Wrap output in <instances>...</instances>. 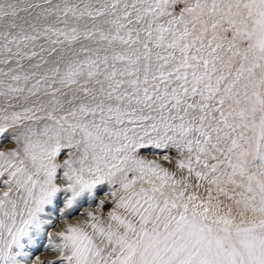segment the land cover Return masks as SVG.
Returning a JSON list of instances; mask_svg holds the SVG:
<instances>
[{
    "label": "snow or ice",
    "instance_id": "1",
    "mask_svg": "<svg viewBox=\"0 0 264 264\" xmlns=\"http://www.w3.org/2000/svg\"><path fill=\"white\" fill-rule=\"evenodd\" d=\"M7 136L0 264H264V0H0Z\"/></svg>",
    "mask_w": 264,
    "mask_h": 264
},
{
    "label": "rangeland",
    "instance_id": "2",
    "mask_svg": "<svg viewBox=\"0 0 264 264\" xmlns=\"http://www.w3.org/2000/svg\"><path fill=\"white\" fill-rule=\"evenodd\" d=\"M11 147H13V144L11 142L10 136L0 137V150H8ZM69 195L70 193L59 194L55 200L54 205L49 206V209L47 210L48 214L51 215L52 219L58 222L56 227L48 229V231L52 232L53 235L55 234V232L60 231L65 224L83 223L85 219L84 214L90 211H94L95 210L94 205L98 203L99 200L105 199L103 190L98 191L95 200H90V198L87 196L81 197L75 206L77 210L72 212L71 210H64L65 217L67 218L61 219L59 216V212L63 209L64 201L66 197H68ZM106 210L107 209H105V211ZM40 241H41V245L47 243L44 234H40ZM30 247L33 249V252L39 257L38 260H36L35 257H33L34 264H41L42 261H49L50 258L56 259V257L53 254L43 250L41 246L30 245Z\"/></svg>",
    "mask_w": 264,
    "mask_h": 264
},
{
    "label": "bare ground",
    "instance_id": "3",
    "mask_svg": "<svg viewBox=\"0 0 264 264\" xmlns=\"http://www.w3.org/2000/svg\"><path fill=\"white\" fill-rule=\"evenodd\" d=\"M76 210H77V208L75 207L74 209L71 210V212H72V211H76ZM52 260H55V258H50V259H49V261H52Z\"/></svg>",
    "mask_w": 264,
    "mask_h": 264
}]
</instances>
